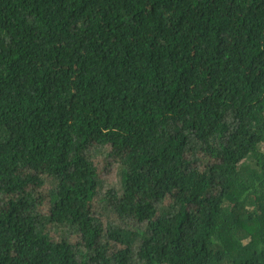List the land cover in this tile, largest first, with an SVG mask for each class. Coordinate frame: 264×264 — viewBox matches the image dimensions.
<instances>
[{
	"label": "trees",
	"instance_id": "obj_1",
	"mask_svg": "<svg viewBox=\"0 0 264 264\" xmlns=\"http://www.w3.org/2000/svg\"><path fill=\"white\" fill-rule=\"evenodd\" d=\"M0 264H264V0H0Z\"/></svg>",
	"mask_w": 264,
	"mask_h": 264
},
{
	"label": "rangeland",
	"instance_id": "obj_2",
	"mask_svg": "<svg viewBox=\"0 0 264 264\" xmlns=\"http://www.w3.org/2000/svg\"><path fill=\"white\" fill-rule=\"evenodd\" d=\"M103 176L106 179V182H104V184H103V189L104 190H107L109 188V184H111L112 181L118 179L117 176L114 173H112L111 175H103ZM98 210H99L100 213H102L101 212V208H100L99 205H98Z\"/></svg>",
	"mask_w": 264,
	"mask_h": 264
}]
</instances>
